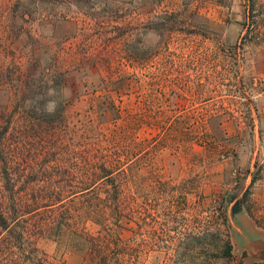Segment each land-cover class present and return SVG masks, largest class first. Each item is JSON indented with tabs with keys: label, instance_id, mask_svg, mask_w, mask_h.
Listing matches in <instances>:
<instances>
[{
	"label": "rangeland",
	"instance_id": "1",
	"mask_svg": "<svg viewBox=\"0 0 264 264\" xmlns=\"http://www.w3.org/2000/svg\"><path fill=\"white\" fill-rule=\"evenodd\" d=\"M7 125L30 188L78 192L100 160V210L120 212L16 259L264 264V0H0Z\"/></svg>",
	"mask_w": 264,
	"mask_h": 264
},
{
	"label": "trees",
	"instance_id": "2",
	"mask_svg": "<svg viewBox=\"0 0 264 264\" xmlns=\"http://www.w3.org/2000/svg\"><path fill=\"white\" fill-rule=\"evenodd\" d=\"M253 25L258 28V24L253 22ZM9 129L8 125L0 126V264H26L21 259H16L17 255L24 257L26 252L23 248L26 250L31 248V253H38L36 244L39 233L53 238L71 235L85 242L88 236L84 226L90 220L89 217L93 223L96 221L99 223L100 217H108L105 209L109 218L119 217L120 212L113 208V203L100 210V192L94 187V184L100 181V160L94 163L89 161L86 164L82 171L84 175L82 179L86 180V187L78 192L72 191L71 184L68 185L67 190L63 186L51 189L44 186L42 189L30 188L29 185L33 182L42 183L44 179L38 172L33 173L31 166L28 169L27 164H23L24 160L20 158V153L7 148L5 139ZM110 157L107 155L103 157L102 178L114 183L113 171L108 170ZM117 186L118 191L124 189L120 183ZM112 192L115 195V189ZM234 201L235 199L232 200ZM90 208H98L99 211L95 216H90L96 212L91 211ZM240 210L241 202H235L232 206L233 214L236 215ZM42 214L46 215L45 222L39 219ZM30 226L33 229H30ZM115 238L109 237L107 233L100 251L108 249L111 244L114 245ZM105 241L109 245H105ZM73 246L80 249L83 244L73 243ZM101 253L102 264H109V257L102 256ZM225 253L230 257L231 247L228 246ZM31 258L34 259L33 254Z\"/></svg>",
	"mask_w": 264,
	"mask_h": 264
}]
</instances>
